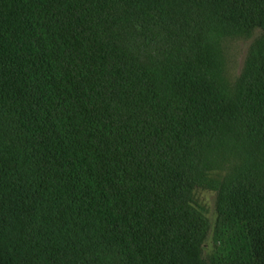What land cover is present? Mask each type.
<instances>
[{"label": "trees", "instance_id": "1", "mask_svg": "<svg viewBox=\"0 0 264 264\" xmlns=\"http://www.w3.org/2000/svg\"><path fill=\"white\" fill-rule=\"evenodd\" d=\"M0 264H264V0H0Z\"/></svg>", "mask_w": 264, "mask_h": 264}, {"label": "rangeland", "instance_id": "2", "mask_svg": "<svg viewBox=\"0 0 264 264\" xmlns=\"http://www.w3.org/2000/svg\"><path fill=\"white\" fill-rule=\"evenodd\" d=\"M259 31H254L246 37H226L220 42L218 48V61L223 67V72L230 82H234L245 67L246 60L254 44V40ZM196 201L203 207L205 215L208 217L211 230L203 246L204 256H208L213 251L212 227L216 216V194L213 191L199 189L196 191Z\"/></svg>", "mask_w": 264, "mask_h": 264}]
</instances>
